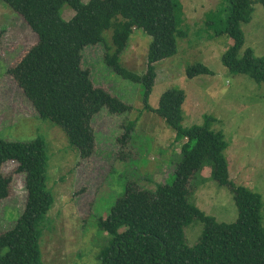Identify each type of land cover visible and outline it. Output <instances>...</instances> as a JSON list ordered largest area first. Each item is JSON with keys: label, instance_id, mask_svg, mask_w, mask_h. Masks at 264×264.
<instances>
[{"label": "trees", "instance_id": "obj_1", "mask_svg": "<svg viewBox=\"0 0 264 264\" xmlns=\"http://www.w3.org/2000/svg\"><path fill=\"white\" fill-rule=\"evenodd\" d=\"M2 1L38 36L37 44L6 72L18 83L39 118L62 129L81 160L95 153L94 118L104 111L122 116L132 110L120 98L96 87L91 71L82 65L84 49L105 45L108 31L113 32L114 50L107 48L105 64L122 79L140 84L144 108L153 111L173 132L175 143L184 142L170 160L169 180L155 184L153 189L142 184L136 167L131 165V152L124 155L130 168L120 177H132L127 176L124 192L109 214L95 220L99 233L109 235L108 244L97 256L99 264H264L262 196L231 181L225 156L228 143L222 131L213 130L214 117H205L201 125H181L186 92L178 87L164 90L155 109L149 103L155 65L175 57L177 41L186 37L180 30L179 0ZM256 2L264 6V0ZM253 4V0H224L207 15L205 26L212 32V39L227 36L232 41L221 56V65L229 73L249 75L257 83H264V58H257L251 49L243 51L241 25L251 22ZM64 7L74 11L69 21L62 18ZM135 31L151 38L145 74L127 69L120 61ZM186 75L194 79L213 72L207 66L193 64L186 68ZM135 124L124 125L122 142L117 140L122 146L133 149L129 141L134 139ZM48 146L40 136L29 142L0 138V200L8 199L12 192L14 177L3 171L10 161L19 164L15 172L25 175L27 189L23 213L12 229L0 234V264H43L40 239L55 202L47 186ZM205 168H211L214 182L231 190L238 210L235 223L219 224L191 203L190 182ZM196 223L203 225V232L198 243L190 246L185 229Z\"/></svg>", "mask_w": 264, "mask_h": 264}, {"label": "rangeland", "instance_id": "obj_2", "mask_svg": "<svg viewBox=\"0 0 264 264\" xmlns=\"http://www.w3.org/2000/svg\"><path fill=\"white\" fill-rule=\"evenodd\" d=\"M253 1L251 22L241 25L245 36L243 51L251 49L257 58H264V6L256 2L258 0ZM179 2L180 30L186 37L177 41L175 57L155 65L151 108H156L161 93L167 88L183 89L186 100L181 125H201L205 117H214L213 130L222 131L228 143L225 156L231 181L260 194L264 203V83H257L249 75L231 74L221 65V56L232 41L227 36L212 39L205 22L207 15L224 0ZM73 15V10L64 7L62 18L65 21L71 20ZM112 36L113 32L108 31L104 35L105 45L87 46L82 65L91 71L96 87L120 98L132 106V110L122 116L104 111L94 118L95 153L81 160L62 129L42 121L18 83L7 74L6 70L20 62L37 44L38 36L19 14L0 0V138L29 142L40 136L49 143L47 186L55 202L47 214L48 221L40 239L43 264H99L97 256L108 244L109 235L99 233L95 220L109 214L124 192L127 176L132 177L131 174L120 177L130 168L124 155L131 152V165L136 167L142 184L153 189L155 184L169 180L170 160L184 143H175L173 132L153 111L144 108L142 86L122 79L105 64L107 48L110 52L114 50ZM150 43L151 38L135 31L122 54L121 64L145 74ZM193 64L207 66L213 75L189 79L186 68ZM129 122L136 123L134 139L129 141L133 149L117 141L122 142L124 125ZM18 166L14 161L3 166L4 173L14 180L11 195L0 200V234L14 227L25 208V175L15 172ZM210 177L211 168H205L191 180L190 202L219 224L235 223L238 210L231 190ZM262 217L264 227V209ZM202 232L201 223L189 226L185 229L186 242L195 246Z\"/></svg>", "mask_w": 264, "mask_h": 264}]
</instances>
